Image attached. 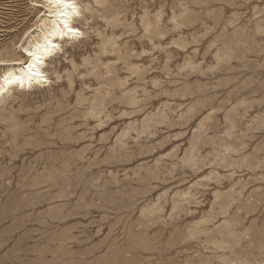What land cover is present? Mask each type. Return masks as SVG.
I'll list each match as a JSON object with an SVG mask.
<instances>
[{
    "label": "rangeland",
    "instance_id": "rangeland-1",
    "mask_svg": "<svg viewBox=\"0 0 264 264\" xmlns=\"http://www.w3.org/2000/svg\"><path fill=\"white\" fill-rule=\"evenodd\" d=\"M46 1L0 0V77ZM75 1L0 100V264H264V0Z\"/></svg>",
    "mask_w": 264,
    "mask_h": 264
},
{
    "label": "bare ground",
    "instance_id": "bare-ground-1",
    "mask_svg": "<svg viewBox=\"0 0 264 264\" xmlns=\"http://www.w3.org/2000/svg\"><path fill=\"white\" fill-rule=\"evenodd\" d=\"M46 2L51 21L48 23L45 21L43 26L41 25L44 29L29 47H25V60L20 57V60L6 64L7 69L0 77V100L13 87L27 89L33 85L46 83L48 80L42 68L46 60L60 49L59 41L66 38H78L82 34L74 26L75 18L81 15L75 0H70L71 7L68 3H60L58 0H47Z\"/></svg>",
    "mask_w": 264,
    "mask_h": 264
},
{
    "label": "snow or ice",
    "instance_id": "snow-or-ice-1",
    "mask_svg": "<svg viewBox=\"0 0 264 264\" xmlns=\"http://www.w3.org/2000/svg\"><path fill=\"white\" fill-rule=\"evenodd\" d=\"M58 2H60V3H68V6L69 7H71V2H70V0H58ZM70 31H71V29H70Z\"/></svg>",
    "mask_w": 264,
    "mask_h": 264
}]
</instances>
